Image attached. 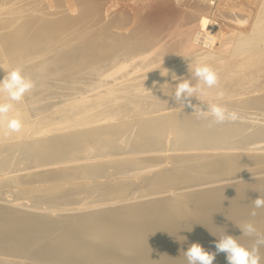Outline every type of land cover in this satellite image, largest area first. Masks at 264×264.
Returning a JSON list of instances; mask_svg holds the SVG:
<instances>
[{
	"label": "bare ground",
	"instance_id": "bare-ground-1",
	"mask_svg": "<svg viewBox=\"0 0 264 264\" xmlns=\"http://www.w3.org/2000/svg\"><path fill=\"white\" fill-rule=\"evenodd\" d=\"M38 1L0 0V78L22 65L37 85L10 114H20L22 131L4 135L0 127V264H90L72 258L89 241L148 264H187L192 243L215 252L224 232L251 247L238 226L252 222L264 232V208L250 215L264 197L257 175L235 179L237 189L222 190L219 201L201 185L165 197L171 207L162 198L139 200L143 208L92 207L264 172V0H142L150 10L168 8L169 23L144 11L145 21L127 32L124 12L104 14L98 1ZM198 62L218 71L225 93L216 100L210 89L205 99L236 111L235 122L210 125L172 99V76L189 78L188 64ZM215 183L225 191L226 182ZM61 196L72 198L51 200ZM260 254L264 264V247ZM213 264H227L225 254Z\"/></svg>",
	"mask_w": 264,
	"mask_h": 264
},
{
	"label": "clouds",
	"instance_id": "clouds-1",
	"mask_svg": "<svg viewBox=\"0 0 264 264\" xmlns=\"http://www.w3.org/2000/svg\"><path fill=\"white\" fill-rule=\"evenodd\" d=\"M151 71V70H150ZM190 77L181 79L175 75L173 80L178 81L172 99L182 105L194 109L198 118L209 120L210 125H221L226 122H235L239 114L230 110L227 105L215 103L205 99L209 95L210 89H216L215 99L223 100L225 93L220 89L218 71L207 62H198L194 66L188 64ZM161 74V75H167ZM193 80L195 83H193ZM36 81L26 75L22 65H17L7 71L0 78V127L4 129V135L19 133L24 124L20 114L10 115L15 111V104L24 101L36 88ZM196 98L206 107L192 104L191 98ZM253 208L250 215L255 217L257 209L264 208V197L258 196L252 201ZM242 235L253 238L251 247H246L239 242L238 237L224 234L215 241V252L206 251L199 243H192L183 252L187 264H213L216 255L224 253L227 264H261L260 249L264 247V232H260L254 223H245L242 227L238 226ZM213 234V233H212ZM214 235V234H213ZM216 236V235H214ZM186 240V237H182Z\"/></svg>",
	"mask_w": 264,
	"mask_h": 264
},
{
	"label": "rangeland",
	"instance_id": "rangeland-1",
	"mask_svg": "<svg viewBox=\"0 0 264 264\" xmlns=\"http://www.w3.org/2000/svg\"><path fill=\"white\" fill-rule=\"evenodd\" d=\"M61 1H63L65 4H67V5H72L73 4V7H75V2H76V0H61ZM67 1V2H66ZM71 1V2H70ZM94 1H98L97 3H99V4H101V5H103V7L105 8V10H104V14H107V13H111V12H113V11H116L117 13H123L124 12V14H125V18H126V21H125V24H127V28H125V26L126 25H124L123 26V29H122V32H127L129 29H131L132 27H133V25H135V24H137L138 22H144L145 21V19H144V17H145V15L143 16V14H144V11H145V14H146V18L148 19L149 17L150 18H152L155 22H159V23H163V24H166V25H168V23H169V19H170V13H171V11L168 9V8H164L163 6L162 7H158V6H155L154 5V7L152 6V10H150V7H149V5H147L146 6V4H144V2L142 1V0H94ZM162 0H158L157 2H155V4L156 5H159L160 4V2H161ZM38 2H41V3H43V4H45V5H49V4H51V3H53V4H55V0H41V1H38ZM51 2V3H50ZM71 4H70V3ZM253 2V3H252ZM142 3V4H141ZM159 3V4H158ZM105 4V5H104ZM249 4H255V0H251V1H249ZM140 5V6H139ZM142 6H143V9H142ZM117 7L119 8V9H117ZM144 7H145V9H144ZM182 7V6H181ZM116 8V9H115ZM147 8V9H146ZM183 8H184V6H183ZM183 8H180L181 10H184ZM186 9L188 8V7H185ZM122 10V12H121V10ZM119 10V11H118ZM177 10V9H176ZM179 11V10H178ZM151 12V13H150ZM130 16V17H129ZM246 16L249 18L250 17V15L248 16L247 14H246ZM132 17V18H131ZM135 18V22H134V18ZM246 17V18H247ZM247 18V19H248ZM146 19V20H147ZM171 20H172V18H171ZM248 24V22H245V25H247ZM132 25V26H131ZM129 27V28H128ZM125 29V30H124ZM124 30V31H123ZM127 30V31H126ZM230 151V150H229ZM257 151H259V150H249L248 152H257ZM185 153L186 152H189V151H184ZM183 152V153H184ZM204 152H208V153H210V152H215V151H212V150H210V151H204ZM228 152V151H227ZM168 153H170V152H168ZM193 153V152H192ZM167 162V163H166ZM165 163L168 165V166H171L172 165V162H170V161H166ZM171 164H170V163ZM261 173V174H260ZM262 173H264V172H259V173H254V174H252V173H248V174H246V175H243V176H235L234 178L233 177H229V180H228V178H226V180L225 179H222V181L220 180V183L221 184H219V181H215V182H218L217 183V185L218 186H221L222 187V185L224 184L225 186H226V188H225V191H224V187H222V189L220 190V188H218L217 187V190H219V191H217V190H215L216 188V183L215 182H203V183H201L200 185L198 184H196V187H194V185H190V186H187L188 188H186V186H182V187H179V188H177L176 190H172V189H165L164 191V195H163V192H161V194L159 193V192H157L156 194L155 193H150V195L149 194H146V195H148V196H146V195H142V196H137L136 198H137V200L136 201H138V202H135V200L134 199H136L135 197L133 198L132 197V199L128 196L127 198H126V200L127 199H129L130 201H131V203H130V201L128 200V202L127 201H125V199H124V202L125 203H123L122 202V204H121V201H123V200H120V201H117L118 203H115V204H112L113 202H109L108 200H106L104 203H103V205L104 206H102V204H100L99 206L100 207H98V206H94V207H92L93 209H97V208H104V207H110V206H113V205H118V206H127V205H129V204H136V205H138L139 204V202L140 201H142V204H145L144 203V200H146V203H148L149 202V200L150 199H158V198H162L161 200L163 201H161L162 203H164L167 207H171V206H174V205H171L172 204V201H171V203L169 202V200L168 199H166L165 197H168V196H171L173 193H178L180 190V192L181 193H183V192H187V191H193V190H198V189H201L202 188V186L204 187V188H206L207 187V189L209 188V189H213L214 190V192H212V191H209L208 193H210L209 195H213V193L214 194H216V199H217V201H219V199L217 198V196L218 197H220V200L221 199H223L222 197H223V194H221V195H218L220 192H222V190H223V192L222 193H226V189L227 188H230V190L232 191V187H230V186H233V185H231L232 183H233V181L237 184L241 179H243V180H249V178H250V180H252L256 175V177L257 178H254V179H258V178H262V177H264L263 175H262ZM259 174H260V176H259ZM251 175H253V176H251L252 177V179H251V177L250 176ZM255 175V176H254ZM246 178H245V177ZM236 177H238V178H236ZM234 179V180H233ZM235 179H239V181L238 180H236L235 181ZM253 179V180H254ZM225 180V181H224ZM242 180V181H243ZM228 181V182H227ZM242 181H240V182H242ZM232 182V183H231ZM138 183V182H137ZM137 183H135L133 186H137L138 184ZM235 183H234V185H235ZM209 184H210V186H209ZM212 184V185H211ZM213 184H214V186H213ZM227 184H229L228 186H227ZM202 185V186H201ZM139 187V186H138ZM211 187H213V188H211ZM192 188V189H191ZM204 188H202V189H204ZM233 188H235V189H237L236 187H234L233 186ZM239 189V191L237 190V193L238 194H243L244 192H242L241 190H243V189H240V188H238ZM163 191V190H162ZM216 191V192H215ZM228 191V190H227ZM170 192V193H169ZM172 192V193H171ZM179 192V193H180ZM228 192H230V191H228ZM235 192H236V190H235ZM242 192V193H241ZM208 193L206 194V195H208ZM151 194H152V196H151ZM158 194V195H157ZM160 194V195H159ZM229 194V193H228ZM79 196H82L83 195V193H80V194H78ZM156 195H157V197H156ZM162 196V197H161ZM146 197V198H145ZM148 197V198H147ZM228 197H229V195H228ZM227 194H225L224 195V200H226L227 198ZM72 198V197H71ZM71 198H69V196H67L66 197V200H68V199H71ZM140 198V199H139ZM55 199V200H54ZM62 199V200H61ZM153 199H152V201H153ZM51 200H53V201H58V202H62V201H65V202H67L66 200H65V197H63V196H61V197H55V198H51ZM132 200H134L133 202H132ZM140 200V201H139ZM166 200H168V204H170V205H167V203H165V201ZM208 202H209V200L208 199H206ZM206 200H201L202 201V206L204 207V208H206V209H208L207 207H206V205H207V201ZM148 201V202H147ZM204 201H206V202H204ZM216 201V202H217ZM135 202V203H134ZM150 202H151V200H150ZM167 202V201H166ZM214 202V201H213ZM212 202V203H213ZM216 202H214V203H216ZM127 203V204H126ZM211 203V202H210ZM208 204V206L210 207L212 204ZM213 203V204H214ZM217 203H220V202H217ZM107 204V205H106ZM110 206H109V205ZM142 204L139 206L138 205V207L139 208H143V206H142ZM163 204V205H164ZM174 204V203H173ZM205 206H204V205ZM147 205V204H146ZM145 206V205H144ZM219 206V205H218ZM217 206V207H218ZM225 207V209H226V205H224L223 207H220V208H222L221 210H223V208ZM91 207H89L88 209H86L85 208V210L83 209H81L82 211H88V210H90V209H92ZM174 208V207H173ZM205 209V210H206ZM219 209V208H218ZM224 209V210H225ZM37 211V210H36ZM39 212H42V210L40 209V210H38ZM78 211H80V210H77V212ZM76 212V211H75ZM205 212V211H204ZM205 214V213H204ZM209 214V213H208ZM207 213H206V216H208V218L205 216L204 217V215H202L203 217H204V220H206V224H207V226L209 225V224H211L212 222H211V220H212V217H211V214L210 215H208ZM201 216V218H203ZM211 217V219H209ZM201 218H198L197 220H200ZM207 218V219H206ZM202 221H203V219H201ZM200 220V221H201ZM209 221V224L207 223L208 221ZM199 221H196V223H198ZM205 222V221H204ZM204 222H199V224H203V225H200V227L201 228H205V229H207V227H206V224H204ZM211 222V223H210ZM193 223V222H192ZM196 223L194 224L193 223V225H194V227H195V225H196ZM192 225V226H193ZM211 225H209L208 227H210ZM95 242V241H94ZM94 242H88V245H90V246H88L87 245V248L85 249V251L83 252V254H81V253H79V254H77V253H75L74 255H73V257L72 258H74V261H79V259H84L86 262H88V263H90V264H136L138 261H137V259H136V257L134 256V254L133 253H130V252H126V251H124V250H122L121 248V250H118V248L116 249L115 247H117V245H114V244H109L110 245V248L112 247L113 248V246H115L114 247V249L117 251L118 250V252L120 251H123L124 253H122L123 255H127L126 257L125 256H123V258H122V255H121V253L119 252H116L115 250L113 251V249H109V245H107V246H105L104 247V245H102V244H97V243H94ZM90 243V244H89ZM92 245V246H91ZM89 247V248H88ZM105 249H104V248ZM108 247V248H107ZM97 248H99V250L97 249ZM95 249V251H97V252H95V251H93ZM107 249H109L110 251L109 252H107ZM102 250V251H101ZM103 251H105V252H103ZM113 251V252H112ZM115 252V253H114ZM102 253V254H101ZM111 253V254H110ZM77 254V255H76ZM91 254V255H90ZM92 254H93V257H92ZM114 254H115V256H114ZM117 254H119V255H117ZM82 255H83V258H82ZM101 255H102V259H100L101 258ZM106 255V256H105ZM96 256V257H95ZM87 257V258H86ZM125 257V258H124ZM130 257H135V261L132 259H130ZM129 258V259H128ZM99 259V260H98ZM105 260V261H104ZM130 260V261H129ZM108 261V262H107ZM146 262V261H145ZM137 264H148V262L147 263H144V261H139Z\"/></svg>",
	"mask_w": 264,
	"mask_h": 264
}]
</instances>
